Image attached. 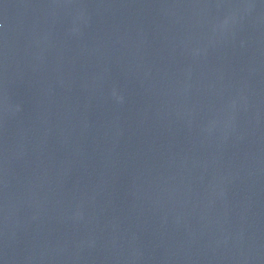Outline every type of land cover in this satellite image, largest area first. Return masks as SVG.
Returning a JSON list of instances; mask_svg holds the SVG:
<instances>
[{
  "label": "water",
  "instance_id": "1",
  "mask_svg": "<svg viewBox=\"0 0 264 264\" xmlns=\"http://www.w3.org/2000/svg\"><path fill=\"white\" fill-rule=\"evenodd\" d=\"M0 264H264V0H0Z\"/></svg>",
  "mask_w": 264,
  "mask_h": 264
}]
</instances>
